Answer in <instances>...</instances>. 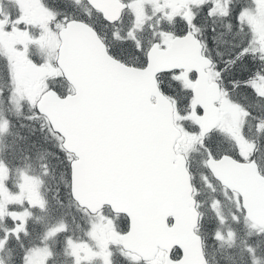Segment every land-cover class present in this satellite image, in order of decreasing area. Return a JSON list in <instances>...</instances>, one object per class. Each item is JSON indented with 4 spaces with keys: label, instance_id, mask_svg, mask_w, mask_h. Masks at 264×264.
Listing matches in <instances>:
<instances>
[{
    "label": "snow or ice",
    "instance_id": "6c2138e0",
    "mask_svg": "<svg viewBox=\"0 0 264 264\" xmlns=\"http://www.w3.org/2000/svg\"><path fill=\"white\" fill-rule=\"evenodd\" d=\"M60 256L264 264V0H0V264Z\"/></svg>",
    "mask_w": 264,
    "mask_h": 264
},
{
    "label": "trees",
    "instance_id": "16d2710c",
    "mask_svg": "<svg viewBox=\"0 0 264 264\" xmlns=\"http://www.w3.org/2000/svg\"><path fill=\"white\" fill-rule=\"evenodd\" d=\"M32 163H33V166H34L35 168H37V170H38V167H37L36 161L33 160ZM46 187L49 188V189H51V191L48 192L49 197L54 196V195H55V189H56V181H55V180H52V179H49V180L47 181V185H46ZM53 207H55V202H54V201H53ZM63 210L65 211V210H67V209H60V210H58V211L56 212V215H59Z\"/></svg>",
    "mask_w": 264,
    "mask_h": 264
},
{
    "label": "rangeland",
    "instance_id": "374dc122",
    "mask_svg": "<svg viewBox=\"0 0 264 264\" xmlns=\"http://www.w3.org/2000/svg\"><path fill=\"white\" fill-rule=\"evenodd\" d=\"M65 211H68V210H65ZM62 212H64V210ZM36 228H37V231H38L39 230V225H37ZM58 264H71V259L68 258V257L60 256V257H58ZM221 264H223V262H221Z\"/></svg>",
    "mask_w": 264,
    "mask_h": 264
}]
</instances>
